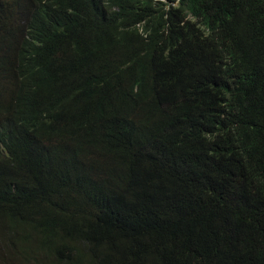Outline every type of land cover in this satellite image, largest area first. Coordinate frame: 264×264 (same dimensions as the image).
I'll return each instance as SVG.
<instances>
[{"label":"trees","instance_id":"1","mask_svg":"<svg viewBox=\"0 0 264 264\" xmlns=\"http://www.w3.org/2000/svg\"><path fill=\"white\" fill-rule=\"evenodd\" d=\"M0 264H264V0H0Z\"/></svg>","mask_w":264,"mask_h":264}]
</instances>
